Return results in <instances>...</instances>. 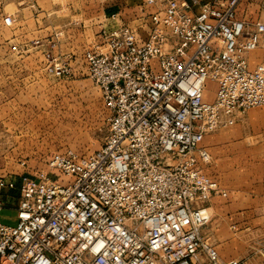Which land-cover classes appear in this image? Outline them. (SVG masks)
I'll use <instances>...</instances> for the list:
<instances>
[{
  "label": "built area",
  "instance_id": "2783aa9c",
  "mask_svg": "<svg viewBox=\"0 0 264 264\" xmlns=\"http://www.w3.org/2000/svg\"><path fill=\"white\" fill-rule=\"evenodd\" d=\"M243 2L264 13V0H145L144 36L103 25L85 60L111 112L107 139L0 177V264H245L221 260L202 235L212 199L238 197L204 169L202 143L264 106V16L240 15Z\"/></svg>",
  "mask_w": 264,
  "mask_h": 264
},
{
  "label": "rangeland",
  "instance_id": "374dc122",
  "mask_svg": "<svg viewBox=\"0 0 264 264\" xmlns=\"http://www.w3.org/2000/svg\"><path fill=\"white\" fill-rule=\"evenodd\" d=\"M23 1L21 7L16 0H0V177L5 178L34 174L57 151L95 153L107 139L111 116L85 53L101 41L107 6L115 2L121 8V0H39L29 9ZM239 14L252 20L264 16L256 3L247 2ZM133 28L145 35L143 25ZM262 56L258 49L251 59ZM55 64L65 73H51ZM204 99L212 101L214 94L207 92ZM263 109H250L202 143L211 156L207 173L222 188L240 191L209 204L211 221L202 235L221 260L264 264V201L256 196L261 161L248 153L264 146V123H247L249 113Z\"/></svg>",
  "mask_w": 264,
  "mask_h": 264
},
{
  "label": "crops",
  "instance_id": "0c3cea01",
  "mask_svg": "<svg viewBox=\"0 0 264 264\" xmlns=\"http://www.w3.org/2000/svg\"><path fill=\"white\" fill-rule=\"evenodd\" d=\"M41 1V0H40ZM39 0H26V7L27 9L35 7L36 4L40 3ZM50 2H52L50 0ZM143 0H121V8L116 5L114 2L113 4H110L107 6V12L105 15V24L109 28H115L123 25H128L130 27H135L138 24L140 26L143 25L142 20L139 18V13L138 11V5H141ZM16 5L18 6H23L25 1H19L16 0ZM120 9V10H119ZM113 14H117L116 19H111L110 17ZM97 22V19H95ZM132 27V28H133ZM247 123L251 126L254 127L255 125H259L261 123H264V109L262 111L258 112H253L248 114V119ZM253 138V136H251ZM250 155H256V160H260V168L261 172H259V175L261 176V180L258 182L257 185L261 187V190L259 191L256 196L264 201V146H258L253 148L248 152ZM241 156H243L242 152L240 153ZM245 154V153H244ZM242 158V157H241ZM256 184L255 182H253ZM230 191H235L240 194V191L237 188H228ZM1 219L4 223L7 224H14L17 220L16 218V210L14 208V196L8 197L7 201V207L3 214L1 215Z\"/></svg>",
  "mask_w": 264,
  "mask_h": 264
}]
</instances>
